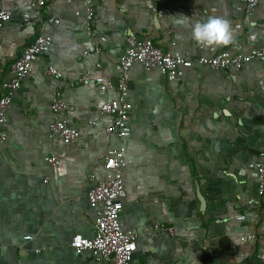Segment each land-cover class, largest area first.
<instances>
[{"label": "crops", "instance_id": "obj_1", "mask_svg": "<svg viewBox=\"0 0 264 264\" xmlns=\"http://www.w3.org/2000/svg\"><path fill=\"white\" fill-rule=\"evenodd\" d=\"M0 6L12 13L0 29V84L24 47L39 34L52 38L14 92L2 128L0 264H106L75 254L71 241L95 232L88 175L102 174L106 148L119 144L126 148L127 191L120 220L137 233L130 264H264L258 257L264 195L248 168L264 151V58L239 69L193 64L173 81L135 63L127 91L129 136H109L104 124H90L101 102L117 94L118 58L128 34L194 58L210 52L196 48L193 24L216 15L235 30L234 43L217 50L261 46L264 0L247 24L237 0H44L41 6L37 0H0ZM48 16L62 24H42ZM50 65L60 77L46 74ZM102 81L113 88L101 92ZM57 92L67 104L61 116L78 130L75 145L49 135ZM49 156L58 163H49ZM155 224L173 226L174 235ZM251 233L255 240L241 239Z\"/></svg>", "mask_w": 264, "mask_h": 264}, {"label": "built area", "instance_id": "obj_2", "mask_svg": "<svg viewBox=\"0 0 264 264\" xmlns=\"http://www.w3.org/2000/svg\"><path fill=\"white\" fill-rule=\"evenodd\" d=\"M259 0H237L236 10L241 14L242 24H247L254 13ZM44 0H37L38 5H43ZM11 10L0 6V29L11 19ZM93 13L90 7L86 10L85 30L91 31ZM46 25L62 24V18L48 16L42 21ZM41 24V25H42ZM126 48L118 58L119 73L117 76V94L105 99L99 106V116L91 120L93 126L104 124L105 132L116 138H126L131 132L129 112L131 103L127 100L130 71L135 63H140L145 69L157 70L169 81L175 80L181 68H189L193 64L206 66L213 69H239L244 64L264 58V45H237L234 51L207 48L195 41L199 51H208L194 58L184 57L178 52L161 49L156 46L149 36L130 33L126 36ZM52 44V38L39 34L33 42L23 48L20 56L11 64L10 78L0 84V143L5 140L2 128L7 121V111L12 103L13 94L18 90L25 78L31 73L35 60L42 56ZM174 45V42H172ZM94 50V48H93ZM46 74L60 77L54 66H48ZM105 82V81H104ZM101 82L99 89L104 92L111 89V84ZM50 108L53 118L48 125L50 136H56L62 143L75 145L78 142V130L69 125L61 113L67 104L59 97L57 92L51 99ZM110 118L106 121L105 118ZM126 148L123 144L109 146L104 152L100 164L102 174L91 172L88 175L89 185L86 190L88 204L96 209L95 232L91 237L75 236L71 247L75 254L88 253L93 261L106 264H130L136 250L137 233L123 227L120 212L124 199L127 196L123 170L126 166ZM49 163H58L56 156L46 158ZM248 168L253 170L259 181L260 193L264 195V151L257 159L249 162ZM264 223V213L261 215ZM154 228L161 232L174 235L173 226L155 224ZM242 240H255L253 233L241 237ZM259 259L264 263V250L259 253Z\"/></svg>", "mask_w": 264, "mask_h": 264}, {"label": "clouds", "instance_id": "obj_3", "mask_svg": "<svg viewBox=\"0 0 264 264\" xmlns=\"http://www.w3.org/2000/svg\"><path fill=\"white\" fill-rule=\"evenodd\" d=\"M192 38L207 48L228 46L235 41V30L227 18L212 15L193 24Z\"/></svg>", "mask_w": 264, "mask_h": 264}, {"label": "water", "instance_id": "obj_4", "mask_svg": "<svg viewBox=\"0 0 264 264\" xmlns=\"http://www.w3.org/2000/svg\"><path fill=\"white\" fill-rule=\"evenodd\" d=\"M196 195H197V198L199 199L200 201V204H201V209H204L205 208V199L203 198V195L201 194L200 190H199V185L198 183H196Z\"/></svg>", "mask_w": 264, "mask_h": 264}]
</instances>
